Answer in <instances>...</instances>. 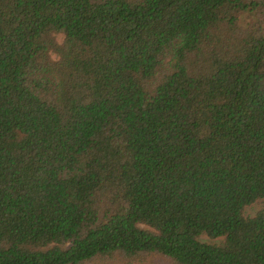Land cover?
<instances>
[{
    "label": "trees",
    "instance_id": "trees-1",
    "mask_svg": "<svg viewBox=\"0 0 264 264\" xmlns=\"http://www.w3.org/2000/svg\"><path fill=\"white\" fill-rule=\"evenodd\" d=\"M260 200L264 0H0V264H264Z\"/></svg>",
    "mask_w": 264,
    "mask_h": 264
},
{
    "label": "rangeland",
    "instance_id": "rangeland-1",
    "mask_svg": "<svg viewBox=\"0 0 264 264\" xmlns=\"http://www.w3.org/2000/svg\"><path fill=\"white\" fill-rule=\"evenodd\" d=\"M259 211L264 212V201L262 200L257 201L251 206L246 207L243 211V214L246 217H252ZM199 241L202 243H206V244H219L221 242V240H210L205 236H201L199 238ZM104 264H124V263L117 262V261L116 262L106 261ZM146 264H167V262L161 259H155V260L147 261Z\"/></svg>",
    "mask_w": 264,
    "mask_h": 264
}]
</instances>
